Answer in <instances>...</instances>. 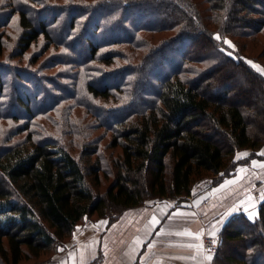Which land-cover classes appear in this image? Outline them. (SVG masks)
Returning <instances> with one entry per match:
<instances>
[{
	"label": "trees",
	"instance_id": "obj_1",
	"mask_svg": "<svg viewBox=\"0 0 264 264\" xmlns=\"http://www.w3.org/2000/svg\"><path fill=\"white\" fill-rule=\"evenodd\" d=\"M259 34L264 0H0V264L264 158V60L239 40ZM220 238L215 264H264V200Z\"/></svg>",
	"mask_w": 264,
	"mask_h": 264
},
{
	"label": "crops",
	"instance_id": "obj_2",
	"mask_svg": "<svg viewBox=\"0 0 264 264\" xmlns=\"http://www.w3.org/2000/svg\"><path fill=\"white\" fill-rule=\"evenodd\" d=\"M257 153L264 156V147ZM251 154L252 149H244L236 158L247 160ZM262 165L264 158H249L210 189L211 198L199 207L153 198L126 210L112 223L108 218L87 220L48 263L90 264L102 253L100 264H215V251L206 248V237H219L223 226L239 212L251 220L258 218L264 200ZM189 232L192 235L178 234Z\"/></svg>",
	"mask_w": 264,
	"mask_h": 264
},
{
	"label": "rangeland",
	"instance_id": "obj_3",
	"mask_svg": "<svg viewBox=\"0 0 264 264\" xmlns=\"http://www.w3.org/2000/svg\"><path fill=\"white\" fill-rule=\"evenodd\" d=\"M205 6H207V4H203V8L205 7ZM56 36H58L59 35V33H56L55 34ZM158 36H160V35H156V38L158 39ZM239 40H241L244 44H247V45H245V47L243 48L244 49V51L246 52V54H248V55H250V56H255V57H258V58H261V59H263L264 60V34H259L256 38H254V39H246V38H239ZM226 44H228L230 47H235V45H234V43L230 40V39H227L226 40ZM227 52L228 53H231V55L232 56H234V54L230 51V50H228L227 49ZM176 54H179L178 52L176 53ZM249 61H251V60H249ZM253 62V64H255V65H258V66H260L259 64H257L256 62H254V61H252ZM260 68H263L262 66H260ZM240 86H242V87H245V83L244 82H241L240 80H239V82H237ZM257 92H251L250 93V96H249V98L248 99H250V98H252L253 99V102L254 103H256V102H258L259 101V98L257 97V94H256ZM254 95H255V97H254ZM247 102H248V108L249 107H251V101L249 102L248 100H247ZM12 109V108H11ZM222 139L226 142L227 141V139L225 138V137H222ZM227 178V177H226ZM209 181H211V180H209ZM209 184V183H208ZM208 184H206L205 186H204V181H200L199 183H197V185H196V189H197V191H198V194L199 193H201L202 191H204V190H206V187H208ZM197 194V195H198ZM192 198H194V197H190V199H192ZM234 216V215H233ZM232 216V217H233ZM83 224H85V223H83ZM212 237H214V236H212ZM215 238V237H214ZM215 240L217 241V248H218V246L220 245V243H221V238H220V234H219V237H217V238H215ZM65 248L66 247V245L65 246H61L60 248H59V252L58 253H56V254H54V256L55 255H57V254H59V253H61L60 251V249L61 248ZM238 252H242L244 249H246V247L245 246H242V245H239V246H235L234 247ZM230 250L228 249V246L227 245H225V247H224V250H223V252L225 253V252H229ZM216 252V251H215ZM214 252V253H215ZM52 254V252H49V251H47V252H44L43 254H41V256H39V257H34V256H32V255H30L29 257H28V259H23L19 264H37V263H40V262H43V261H46L48 258H49V256ZM223 255V254H222ZM53 256V257H54ZM214 257H215V254H214ZM223 256H221V261H220V264H224V260H223V258H222ZM53 259V258H52ZM51 259V260H52ZM50 260V261H51ZM49 261V262H50ZM259 262H261V259L260 260H258ZM52 262V261H51ZM50 262V263H51ZM48 263V262H47ZM101 263V262H100ZM99 263V264H100ZM215 263V262H214ZM49 264V263H48Z\"/></svg>",
	"mask_w": 264,
	"mask_h": 264
},
{
	"label": "water",
	"instance_id": "obj_4",
	"mask_svg": "<svg viewBox=\"0 0 264 264\" xmlns=\"http://www.w3.org/2000/svg\"><path fill=\"white\" fill-rule=\"evenodd\" d=\"M211 196H212L211 191L207 190L203 193L196 195L192 199L182 201L181 205L186 207H199L201 204L206 202Z\"/></svg>",
	"mask_w": 264,
	"mask_h": 264
},
{
	"label": "built area",
	"instance_id": "obj_5",
	"mask_svg": "<svg viewBox=\"0 0 264 264\" xmlns=\"http://www.w3.org/2000/svg\"><path fill=\"white\" fill-rule=\"evenodd\" d=\"M205 243H206V248L208 250L213 251V252L216 251L217 241L215 240L214 237H212V236L206 237Z\"/></svg>",
	"mask_w": 264,
	"mask_h": 264
},
{
	"label": "snow or ice",
	"instance_id": "obj_6",
	"mask_svg": "<svg viewBox=\"0 0 264 264\" xmlns=\"http://www.w3.org/2000/svg\"><path fill=\"white\" fill-rule=\"evenodd\" d=\"M217 39H219V36H217ZM229 55H231V53H229ZM248 63H249V64H252L253 67H256L258 71H260L262 74H264V68H260V66L253 64L252 61H248ZM262 154H264V153H262ZM238 158H239V157H238ZM262 166H264V165H262ZM241 171H244V170L241 169ZM226 183H231V182H226ZM101 223H105V222H101ZM178 234L192 235V233H190V232H189V233H178ZM209 259H211V257H209Z\"/></svg>",
	"mask_w": 264,
	"mask_h": 264
}]
</instances>
